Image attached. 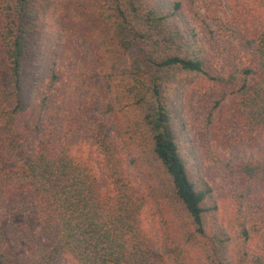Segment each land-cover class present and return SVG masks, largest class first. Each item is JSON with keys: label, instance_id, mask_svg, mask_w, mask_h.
Listing matches in <instances>:
<instances>
[{"label": "rangeland", "instance_id": "374dc122", "mask_svg": "<svg viewBox=\"0 0 264 264\" xmlns=\"http://www.w3.org/2000/svg\"><path fill=\"white\" fill-rule=\"evenodd\" d=\"M36 2L38 25L24 63L38 77L40 119L54 116L60 135L89 163L101 189L114 191L118 180L142 199L147 247L163 264H264V134L234 106L244 92L221 81L233 63L251 64L240 39L263 28L262 15L248 0H183L195 47L214 78L171 68L163 92L190 177L207 192L199 230L153 155L152 137L128 96L130 56L109 44L81 0ZM41 131H25L29 152ZM247 165L258 166V173L249 177ZM28 226L22 216L0 214V229ZM36 234L37 244L49 242ZM63 263L75 264L68 256Z\"/></svg>", "mask_w": 264, "mask_h": 264}, {"label": "trees", "instance_id": "16d2710c", "mask_svg": "<svg viewBox=\"0 0 264 264\" xmlns=\"http://www.w3.org/2000/svg\"><path fill=\"white\" fill-rule=\"evenodd\" d=\"M81 1L108 43L130 56L128 96L175 196L201 230L207 192L190 177L163 92L171 68L214 78L195 47L196 32L182 12L183 0ZM248 3L264 21V0ZM36 5V0H0V214L22 216L29 225L0 229V264H64L66 256L75 264H163L147 247L140 226L142 199L118 180L114 191L101 189L89 163L74 155L60 135L54 116L40 119L34 90L38 77L24 63L38 25ZM262 26L240 39L251 64L233 63L221 81L232 92H244L234 106L264 134V22ZM50 79L53 84L56 76L52 73ZM30 128L43 131L29 152L23 136ZM99 145L107 148L105 140ZM245 172L253 177L258 166L247 165ZM37 231L49 242L37 244Z\"/></svg>", "mask_w": 264, "mask_h": 264}]
</instances>
